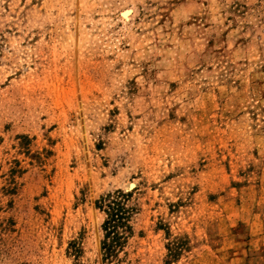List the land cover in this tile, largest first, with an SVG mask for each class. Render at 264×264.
<instances>
[{
  "label": "rangeland",
  "instance_id": "1",
  "mask_svg": "<svg viewBox=\"0 0 264 264\" xmlns=\"http://www.w3.org/2000/svg\"><path fill=\"white\" fill-rule=\"evenodd\" d=\"M0 264H264V0H0Z\"/></svg>",
  "mask_w": 264,
  "mask_h": 264
},
{
  "label": "trees",
  "instance_id": "2",
  "mask_svg": "<svg viewBox=\"0 0 264 264\" xmlns=\"http://www.w3.org/2000/svg\"><path fill=\"white\" fill-rule=\"evenodd\" d=\"M131 199V191L118 188L101 195L95 202L96 208L104 214L103 238L101 240L103 260L115 258L118 249L131 232L129 221L135 210V206L131 204ZM174 254L175 251H170L171 256Z\"/></svg>",
  "mask_w": 264,
  "mask_h": 264
}]
</instances>
